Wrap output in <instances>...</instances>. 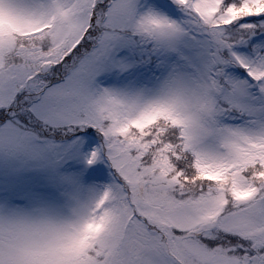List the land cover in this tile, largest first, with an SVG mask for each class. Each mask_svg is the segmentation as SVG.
Listing matches in <instances>:
<instances>
[{"label":"snow or ice","instance_id":"6c2138e0","mask_svg":"<svg viewBox=\"0 0 264 264\" xmlns=\"http://www.w3.org/2000/svg\"><path fill=\"white\" fill-rule=\"evenodd\" d=\"M0 264H264V0H0Z\"/></svg>","mask_w":264,"mask_h":264}]
</instances>
